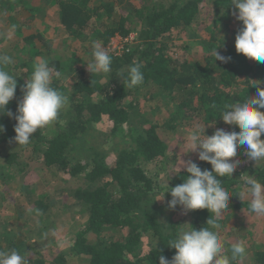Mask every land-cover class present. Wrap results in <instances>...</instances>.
Wrapping results in <instances>:
<instances>
[{"label":"trees","instance_id":"1","mask_svg":"<svg viewBox=\"0 0 264 264\" xmlns=\"http://www.w3.org/2000/svg\"><path fill=\"white\" fill-rule=\"evenodd\" d=\"M42 2L57 6L60 26L69 36L81 42L94 39L105 46L114 37L135 35L132 47L126 48L120 55L110 54L113 58L112 71L107 76L92 75L84 70L74 75L70 66L62 68L64 62L61 58L45 59L49 66H54L61 73L58 78H53L51 86L67 96L68 102L58 119L51 124L49 134L44 135L38 129L27 146L37 154L38 163L46 168L55 167L77 180L75 187L66 190L86 219L74 231L69 255L84 256L88 258V264H159L161 255L171 261L176 250L167 247L170 237L162 232L160 223L166 224L170 227L168 231L175 234L184 220L173 218L174 209L168 207L170 194L162 201H155L166 188L157 191L143 169V164L163 163L169 146L158 136L156 125L131 122L128 108L132 106L126 104L125 100L136 96L140 89L153 86L164 93L168 101H177L175 108L181 120L195 121V117H199L200 126H205V135L211 136L217 129L239 131L238 126L226 125L218 119L226 105L246 96L251 98L257 95V88L252 86L253 80L261 81L259 87L264 88V63L238 54L235 38L226 50L216 48L217 36L222 31L214 25L219 24L224 15L236 12L234 8H227L230 0H117L118 16L111 23L102 16H112L114 1ZM0 5L1 10L10 13L17 3L14 0H0ZM211 5L214 9L213 28L202 21L203 14L210 10ZM28 6L25 3V8ZM196 23L201 32L209 35L208 41L200 42L201 46L206 45L208 51L217 49L220 55L231 58L229 62L215 61L213 54L206 58L205 63L186 61V52L177 60L167 56L172 32L180 29L188 33ZM241 28L242 23L234 17L232 29L235 36ZM36 38L40 36L29 35L24 40L30 45ZM32 47L34 55H40L37 48ZM33 59L34 56H31L26 62L11 64L7 68L16 76L17 89L8 106L13 117L0 116V125L7 126L14 136V116L22 99V89L33 72ZM134 62L142 65L144 82L129 89L123 85L118 74L126 75L128 66ZM64 69L69 72V86L62 81ZM17 70H21V73L14 72ZM260 111L264 112V109ZM167 126L171 130L176 128ZM261 139L264 140V134ZM5 140L6 137H0V141ZM102 141L108 145L106 149L101 147ZM246 150V146H241L235 157L246 159ZM198 152L195 151L192 162L201 170H211L210 164L198 159ZM4 159L2 167L5 169L18 162L16 153L7 154ZM247 174L264 182V162L255 169L249 166L245 173L234 171L233 177L220 178L232 196L228 210L217 218L220 226L225 225L230 215H235V210L247 209L248 204L237 199L246 183ZM187 175L186 171L175 173L168 178V187L174 188L183 183ZM39 205L44 206L43 212L50 206L44 202H39ZM188 214L189 225L196 230L206 226L212 216L207 209L189 211ZM113 235L116 238L111 239ZM144 238L147 241L145 251ZM230 247L225 243L226 252ZM13 249L21 252L19 246ZM251 262L264 264V253L256 252ZM65 263L64 254L48 261L41 257L28 260V264Z\"/></svg>","mask_w":264,"mask_h":264},{"label":"rangeland","instance_id":"2","mask_svg":"<svg viewBox=\"0 0 264 264\" xmlns=\"http://www.w3.org/2000/svg\"><path fill=\"white\" fill-rule=\"evenodd\" d=\"M14 1L17 6L12 12L5 13V10L0 9V55L12 57L14 65L26 62L31 56H34V64L41 58H61L64 62L62 68L70 66L72 74L77 75L80 70L87 71L86 63L91 62L92 44L96 40L81 42L69 36L59 24L58 8L54 3L43 4V0ZM109 1H114L115 5L112 18L103 15L102 19L111 23L118 16L119 5L117 0ZM25 3L31 8L29 6L25 8ZM213 14L212 5L210 10L203 14L202 21L209 28H213L211 26ZM234 17H236L234 14L224 15L222 21L214 25L216 28L220 27L222 31L215 42L216 48L221 45L219 47L221 51L226 50L235 38V30L232 29ZM205 33L198 28V23L194 24L188 33L175 29L168 43L167 56L177 60L186 52V61L205 63L206 58L214 51L213 49L208 51L206 45L201 46L200 42L208 41L209 35ZM36 34L40 38H36L32 44L25 42L24 38ZM134 36V33H131L126 38L114 37L103 47L109 54L120 55L126 48L135 44ZM32 46L37 48L40 55H34L35 50ZM184 46L189 49H184ZM14 72L20 74L21 70ZM62 77V81L69 86L70 76L67 69L62 71ZM129 98L125 103L132 106L128 108L131 122L156 125L158 136L169 146L163 163L143 164L145 174L153 181L157 191H160L168 182V178L179 172L178 167H181V171H186L180 162L192 161L195 158V152H189L190 147L187 146L186 138L189 131L201 125V119L196 116L195 121L181 120V115L175 108L177 101H168L164 93H160L159 89L153 86L142 88L136 96ZM167 125L176 128L171 130ZM51 127L49 125L41 131L48 135ZM4 129L5 131L0 134V137H6L5 141H0V250L11 251L12 247L19 246L20 254L26 256L29 261L39 257L48 261L59 254H64L65 264H88V258L84 256L69 255L74 231L86 219L85 214L67 194L68 188L75 187L77 180L55 167L46 168L38 163L37 154L31 147L18 146L14 142L15 136L10 133L11 130L7 126ZM116 141H119V138H116ZM102 142L101 147L106 149L108 145ZM12 153H16L18 162L10 169L3 168L4 157ZM231 159L237 162L235 172L241 173H245L249 166L255 169L264 162L261 160L256 164L248 157L244 160L236 157ZM244 191L243 187L237 199L247 203V209L235 210V215L226 218L225 225H221L220 234L230 246L243 241L246 256L239 259L238 264H251L256 252L264 253V216H257L249 211L250 199L241 195ZM39 202L49 203L50 206L43 212L44 206L39 205ZM188 212L179 205L172 211L175 213L173 217L175 220H184L182 225L184 228L188 227L185 224H190ZM112 238L116 236L113 235ZM146 243L144 238L143 251L146 250Z\"/></svg>","mask_w":264,"mask_h":264},{"label":"clouds","instance_id":"3","mask_svg":"<svg viewBox=\"0 0 264 264\" xmlns=\"http://www.w3.org/2000/svg\"><path fill=\"white\" fill-rule=\"evenodd\" d=\"M227 8H234V15L242 23V28L235 36L236 52L264 63V0H230ZM217 49L213 52L215 61L229 62L231 58L220 55ZM91 57V62L86 63L89 73L105 76L111 73L113 58L101 42H93ZM13 63L12 57L0 55V116L13 117L8 106L15 96L17 80L7 70ZM60 75L45 59L41 58L34 65L31 78L22 89V99L14 116V142L18 146L29 145L33 134L55 122L66 106L68 97L51 86L53 78ZM118 77L129 89L140 86L144 82L142 65L134 62L128 66L126 75L119 73ZM253 81L252 86L257 88V95L251 98L246 96L226 105L218 119L226 125L238 126L239 131L217 129L211 136H207L205 126L200 125L189 131V152L198 149V159L210 164L211 170H201L191 160L180 162L188 173L183 183L169 188L167 182L164 186L166 191L160 192L155 201H162L170 194V209H175L178 205L185 211L207 209L212 216L200 230L185 224L188 227H180L175 234L170 233V227L161 222L162 232L170 237L167 247L175 249L176 254L171 261L161 255L159 264H235L246 256L243 241L234 243L226 252L217 218L224 215L230 206L232 196L220 178L233 177L237 162L231 158L237 156L238 149L246 146L245 155L256 164L264 160V140L261 139L264 134V112L260 111L264 109V88L259 87L261 81ZM4 131V126L0 125V133ZM178 171H181V167H178ZM245 180V191L241 195L250 199L249 211L257 216H264V182L248 174ZM0 264H28V260L15 249L0 250Z\"/></svg>","mask_w":264,"mask_h":264}]
</instances>
